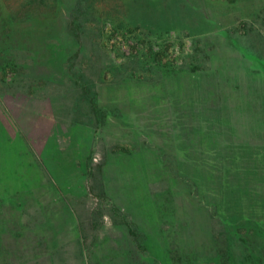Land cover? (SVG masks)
Wrapping results in <instances>:
<instances>
[{
	"label": "rangeland",
	"instance_id": "rangeland-1",
	"mask_svg": "<svg viewBox=\"0 0 264 264\" xmlns=\"http://www.w3.org/2000/svg\"><path fill=\"white\" fill-rule=\"evenodd\" d=\"M263 88L264 0H0V264H264Z\"/></svg>",
	"mask_w": 264,
	"mask_h": 264
},
{
	"label": "crops",
	"instance_id": "crops-1",
	"mask_svg": "<svg viewBox=\"0 0 264 264\" xmlns=\"http://www.w3.org/2000/svg\"><path fill=\"white\" fill-rule=\"evenodd\" d=\"M264 89V88H263ZM234 111L231 142L227 146L246 150L256 163L255 173L248 177L256 186L264 187V90L261 102Z\"/></svg>",
	"mask_w": 264,
	"mask_h": 264
},
{
	"label": "trees",
	"instance_id": "trees-1",
	"mask_svg": "<svg viewBox=\"0 0 264 264\" xmlns=\"http://www.w3.org/2000/svg\"><path fill=\"white\" fill-rule=\"evenodd\" d=\"M130 44L132 46H135L136 43L134 41H131ZM12 71L13 70L11 69L10 73ZM6 76H7V73H6ZM86 96H87V94H86ZM88 100H90L89 105H90V108H91V112H90L89 117H91L92 115H95L96 117L98 115H100L102 117L103 114H98L99 110H98V107L96 105L95 100H92L90 98H88ZM91 160H92V158L90 157L88 159V166H89V162ZM112 206L114 207V211H115L116 217L118 218V219L115 218V221L117 223L122 224V225H124L126 227V229L128 230V236H130V238H133L134 241L137 242L138 249H142L143 251H145V250L147 251V247L144 246L142 240H140L141 239V234H139L138 230L135 228V224L133 222L129 221L128 216L125 215L124 213H122L121 210L114 203L112 204Z\"/></svg>",
	"mask_w": 264,
	"mask_h": 264
}]
</instances>
